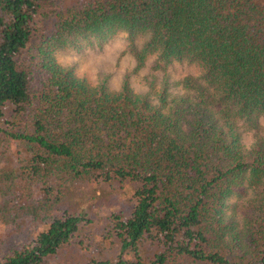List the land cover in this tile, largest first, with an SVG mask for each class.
I'll list each match as a JSON object with an SVG mask.
<instances>
[{"label":"trees","instance_id":"obj_1","mask_svg":"<svg viewBox=\"0 0 264 264\" xmlns=\"http://www.w3.org/2000/svg\"><path fill=\"white\" fill-rule=\"evenodd\" d=\"M121 32L139 68L157 55L202 76L185 79L182 95L165 83L153 102L128 81L117 92L91 86L55 59ZM138 36L149 37L141 51ZM7 106L15 108L8 125ZM260 119L264 0H0V154L13 142L22 148L2 166L0 194L17 172L44 197L89 180L137 185L131 215L113 216L115 264H264V136L245 149L240 132L258 131ZM248 190L254 213L240 230L227 201ZM50 207L32 202L27 211L50 216ZM82 221L53 216L1 264H41ZM148 241L160 247L151 258Z\"/></svg>","mask_w":264,"mask_h":264},{"label":"rangeland","instance_id":"obj_2","mask_svg":"<svg viewBox=\"0 0 264 264\" xmlns=\"http://www.w3.org/2000/svg\"><path fill=\"white\" fill-rule=\"evenodd\" d=\"M148 39V36H138L135 39L136 49L141 51ZM90 42L91 45L84 42L81 48L60 49L56 51L55 59L60 66L73 69L78 78L86 80L91 86L105 84L108 89L117 92L128 81L134 93L157 102L156 93L162 90L165 83L168 84L171 95H182L184 91L181 83L185 79L202 76V70L197 65L177 61L167 63L160 61L157 55L148 56L145 64L139 68L130 47V36L124 32L105 41L91 39ZM14 113L13 106L4 109L3 121L7 125L13 121ZM259 123L258 131L241 126V142L244 147L249 133L254 143L257 138L264 136V119H260ZM21 149L13 142L9 153L0 154L1 173L5 172L2 166L16 157L17 150ZM11 175H14L10 179L14 180L15 186L8 187L3 184L6 193L0 194V264L12 249L22 248L34 241L39 233L47 229L53 216L62 217L64 214L81 217L83 221L80 229L68 244L62 246L55 255L45 258L41 264L117 262L121 254V242L111 228L113 216H121L125 220L131 215L136 204L133 194L137 185L129 182L109 184L101 180H89L68 183L66 190L59 191L54 188L51 197H44L43 188L29 186L26 176L20 172ZM13 194H17L19 200ZM254 195L252 190H248L243 195H233L227 201V215L237 223L240 230L244 229L247 218L254 213ZM32 202L51 205L52 215H47L45 210L37 216L28 212L27 207ZM143 249L149 258L160 251L157 243L152 241L145 242ZM126 258L131 260L133 256Z\"/></svg>","mask_w":264,"mask_h":264},{"label":"clouds","instance_id":"obj_3","mask_svg":"<svg viewBox=\"0 0 264 264\" xmlns=\"http://www.w3.org/2000/svg\"><path fill=\"white\" fill-rule=\"evenodd\" d=\"M253 143H254V141H252V139H251V133H249L248 142L245 144V148H250Z\"/></svg>","mask_w":264,"mask_h":264}]
</instances>
